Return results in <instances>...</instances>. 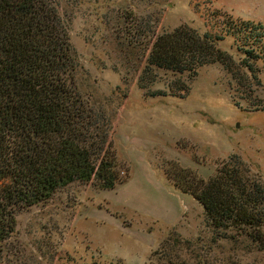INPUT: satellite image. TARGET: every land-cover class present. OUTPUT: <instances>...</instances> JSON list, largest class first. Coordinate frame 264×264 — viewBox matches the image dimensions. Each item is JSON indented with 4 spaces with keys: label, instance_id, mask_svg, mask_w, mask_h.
Returning <instances> with one entry per match:
<instances>
[{
    "label": "rangeland",
    "instance_id": "1",
    "mask_svg": "<svg viewBox=\"0 0 264 264\" xmlns=\"http://www.w3.org/2000/svg\"><path fill=\"white\" fill-rule=\"evenodd\" d=\"M57 9L74 51L75 88L110 120L116 184L104 190L74 183L48 203L20 211L10 245L19 252L3 259L264 264V254L248 253L245 245L211 242L202 207L164 175L176 165L206 180L236 156L264 185V62L253 64L256 84L227 37L217 47L230 57V72L220 63L195 75L158 71L148 92L166 96L149 97L137 86L143 59L128 42L136 47L139 39L126 34L131 29L145 41L179 27L218 34L223 16L264 26V0H57Z\"/></svg>",
    "mask_w": 264,
    "mask_h": 264
},
{
    "label": "trees",
    "instance_id": "2",
    "mask_svg": "<svg viewBox=\"0 0 264 264\" xmlns=\"http://www.w3.org/2000/svg\"><path fill=\"white\" fill-rule=\"evenodd\" d=\"M223 17L218 34L179 27L145 41L126 31L139 39L134 37L136 47L128 41L143 59L138 88L149 97L166 96L148 92L158 71L195 75L201 66L220 63L230 72V57L217 47L227 37L243 54L251 81L259 84L253 64L264 62V26ZM74 71V51L57 0H0V264H11L3 255L19 252L10 245L20 211L48 203L74 183L104 190L116 184L110 120L76 90ZM164 175L202 207L211 242L264 254V185L238 157L230 156L206 180L176 165ZM197 260L166 264H209Z\"/></svg>",
    "mask_w": 264,
    "mask_h": 264
}]
</instances>
